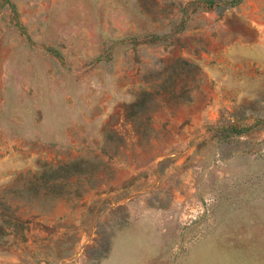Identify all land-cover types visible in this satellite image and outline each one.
<instances>
[{"label":"rangeland","instance_id":"obj_1","mask_svg":"<svg viewBox=\"0 0 264 264\" xmlns=\"http://www.w3.org/2000/svg\"><path fill=\"white\" fill-rule=\"evenodd\" d=\"M1 198L0 264H264V0H0Z\"/></svg>","mask_w":264,"mask_h":264},{"label":"trees","instance_id":"obj_2","mask_svg":"<svg viewBox=\"0 0 264 264\" xmlns=\"http://www.w3.org/2000/svg\"><path fill=\"white\" fill-rule=\"evenodd\" d=\"M228 131L230 132H239L240 129L235 124L228 125ZM57 171V170H55ZM56 173V172H53ZM26 183L19 187L17 190H19V193L23 197L25 194L26 199L31 200V194L41 191L44 186H47L46 184H43L42 182L46 180L48 177V174L46 172L41 171H35L33 173H28L27 175ZM63 181L69 182L67 179V176L62 177L61 175L56 174V177L53 179V186L57 185L56 182ZM0 199V235H3L5 233L6 226H13L14 229L20 234H23V228L26 224V221L22 219L24 215H26V208L25 206L28 205V203L22 199ZM33 207L30 209L32 210Z\"/></svg>","mask_w":264,"mask_h":264}]
</instances>
